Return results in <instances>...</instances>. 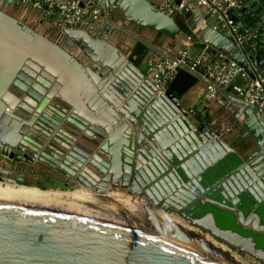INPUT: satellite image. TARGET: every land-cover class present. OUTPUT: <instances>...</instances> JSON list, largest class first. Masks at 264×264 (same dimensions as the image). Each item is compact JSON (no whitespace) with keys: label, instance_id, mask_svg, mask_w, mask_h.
<instances>
[{"label":"water","instance_id":"water-1","mask_svg":"<svg viewBox=\"0 0 264 264\" xmlns=\"http://www.w3.org/2000/svg\"><path fill=\"white\" fill-rule=\"evenodd\" d=\"M76 1L100 9L103 23L48 34L0 8V156L30 167L44 165L60 173L66 185L78 183L100 194L119 184L155 204L164 201L165 210L197 197L264 236L256 212L264 204L259 108L141 32L149 28L177 40L184 32L177 19L181 15L197 37L196 48L207 46L213 55L237 63L252 80L264 79V0H239L241 7L230 11L237 29L231 35L211 26L191 2L169 15L150 0ZM249 33L255 36L238 39ZM122 34L126 42L143 43L176 62L177 70L216 89L234 107L235 122L245 115L243 125L257 146H243L240 155L227 143V129L185 108L171 91H159L113 39ZM221 162H228L232 173L216 190V200L204 195L202 180ZM0 179L32 185L24 173L1 165ZM240 201L252 204L248 215ZM193 223L264 263V250L252 238L221 228L213 214ZM153 224L164 230L156 217ZM171 233L196 258L151 241L119 199L0 189V264H228L195 248L193 243L211 251L204 239H194L179 225L173 224Z\"/></svg>","mask_w":264,"mask_h":264},{"label":"built area","instance_id":"built-area-1","mask_svg":"<svg viewBox=\"0 0 264 264\" xmlns=\"http://www.w3.org/2000/svg\"><path fill=\"white\" fill-rule=\"evenodd\" d=\"M15 3L20 9L32 11L40 18V29H80L97 28L104 19L100 9L96 7H80L76 0H7ZM179 1V4L177 3ZM193 3L203 10L207 20L215 29L226 34L237 32L230 11L241 7L239 0H161L158 7L169 15H174L187 4ZM254 33L240 35L238 39L251 38ZM194 37L188 35L179 42L175 55L181 54L182 61L196 69L201 66L204 74L244 101L256 105L264 119V79L252 80L248 74L233 61L226 62L221 55H213L209 48L194 49ZM148 76L159 91L166 92L171 81L176 77L178 64L170 59L156 56L148 60ZM218 92L208 85L207 99Z\"/></svg>","mask_w":264,"mask_h":264},{"label":"rangeland","instance_id":"rangeland-1","mask_svg":"<svg viewBox=\"0 0 264 264\" xmlns=\"http://www.w3.org/2000/svg\"><path fill=\"white\" fill-rule=\"evenodd\" d=\"M0 8L4 9L3 6L0 5ZM6 10V9H5ZM7 11V10H6ZM9 12V11H8ZM14 16L24 20L21 16L17 15L15 12H9ZM40 29V27H37ZM45 33L50 34L53 29H40ZM148 31V30H146ZM128 36L124 35L122 38L126 39ZM0 165L6 169H10L12 171H20L24 173V175L32 181V185H26L22 183H16L17 185L24 187H35L42 191H52L57 193L68 194L70 196L79 195V194H89L92 196L106 197V198H114L119 199L125 203V205L137 216L140 218L141 212L146 213L148 217L150 214L147 209H143L141 207L140 202H146L145 207H149L154 215L161 216V223L164 225V230L172 232L173 224L179 225L182 229H184L187 233L190 234L194 239L200 240L204 239L210 250L221 257L222 261L228 264H264L253 255L243 251L240 247H233L226 241L216 237L209 229L202 228L201 226L192 223L188 219H184L175 212L166 211L159 207H153L149 205V200L143 197L140 194H133L129 190L124 189L119 184H113L109 188H107L106 193L99 194L94 191L91 187H86L81 184L74 185H66L65 178L60 175L57 171L50 169L44 165H37V167H30L26 164H16L10 161L7 157L0 156ZM1 180V179H0ZM8 183V182H7ZM106 194V195H105ZM144 210V211H142ZM146 211V212H145ZM138 212V213H137ZM146 222V221H144ZM166 224V225H165ZM153 226H155L153 224Z\"/></svg>","mask_w":264,"mask_h":264},{"label":"crops","instance_id":"crops-1","mask_svg":"<svg viewBox=\"0 0 264 264\" xmlns=\"http://www.w3.org/2000/svg\"><path fill=\"white\" fill-rule=\"evenodd\" d=\"M150 1L158 5L161 0ZM0 5L3 6V8L7 11H13L23 19H28V21H30L33 25H40L42 23L40 18L34 15L32 11H27L24 9L22 10L15 3H11L7 0H0ZM182 20L186 24V21L183 17ZM141 32L142 35L146 36L148 39L152 40L155 43L161 44L163 47L169 50L176 49L179 42L185 39L188 35H192L194 39L197 38L195 34L189 29L188 32L184 30V32L177 40L171 39L161 33V35H159V32L149 28H143ZM122 36L123 34L113 39L117 41V43H119L122 51H124L131 60L135 61L137 58V54H134L136 42L132 43V40H130V38V41L126 42V40H124ZM156 56L157 55L154 52L149 50L147 51L145 58L138 65H135L140 70L148 74V60ZM207 94L208 85L198 80L196 84H194L186 93H184L179 98L181 99V102L185 108L200 111L201 113L208 116L212 125H221L223 130L227 129L225 131V139L227 143L232 147V149L237 151L240 155L243 154V146L251 144V146L255 148L257 146V143H255L254 141L255 137L252 135L251 130L243 125V122L247 120L245 115H241L237 122H235L232 113L234 111V107L231 105V102H228L225 97L219 93H217L216 96L211 99H207Z\"/></svg>","mask_w":264,"mask_h":264},{"label":"flooded vegetation","instance_id":"flooded-vegetation-1","mask_svg":"<svg viewBox=\"0 0 264 264\" xmlns=\"http://www.w3.org/2000/svg\"><path fill=\"white\" fill-rule=\"evenodd\" d=\"M226 163L228 162H221V163H218V165H216V167H214L211 171L208 170L207 171V174H204L203 176V180H202V185L204 187V195L205 196H208L210 198H213V199H216V200H219V197L218 195L216 194V190L217 189H221V183L227 178L229 177V175L232 173ZM66 180V179H65ZM196 191L199 192V190L194 187L193 185H191ZM124 189H127L129 190V188H124ZM143 194H145V192H143ZM148 199V198H147ZM149 200V205L150 206H153V207H159L161 209H164L160 204L161 203H164V201H159L158 200V204L154 203L153 200ZM169 206L171 207L172 210H166V211H171V212H175L176 214H178L179 216H181L182 218L184 219H188L189 221H191L192 223L195 221V220H200V219H203L204 217H206L209 213L213 214L215 219L219 216V217H222V212L225 211L221 208H217L215 207L214 205L208 203V202H205L204 200L202 199H199V198H194L191 200L190 203H187L185 206H180V205H170ZM239 206L242 208V210L245 212L246 215H248L250 213V208H252V204L248 203L247 201H240L239 203ZM148 208V207H147ZM146 208V209H147ZM249 208V209H248ZM259 209V208H258ZM258 209L256 210V212L259 214L258 212ZM165 210V209H164ZM218 213V216L216 214V212ZM222 211V212H221ZM261 216V215H260ZM150 218V217H149ZM151 219V218H150ZM262 220V219H261ZM217 221V219H216ZM218 223V222H217ZM151 226H152V229H155L156 230V227L153 226V219H151ZM241 227V226H240ZM222 228V227H221ZM242 228V227H241ZM243 230H248V229H244L242 228ZM232 230V229H231ZM163 233L165 234V236L168 238V239H171V240H177L179 237L177 235H175L174 233L171 234V232H167L166 230H162ZM234 231H237L239 232L240 234L244 235L245 237H248V238H252L256 244V247L258 249H263L264 250V245H260L261 244V241L257 240L256 237H255V234H244V233H241L240 231L238 230H234ZM250 231V230H249ZM167 234H166V233ZM251 233H255V232H252ZM171 237V238H170ZM260 245V246H259ZM197 247L198 249L205 253V254H208L207 252H205V250L199 245L197 244ZM212 255H214V257H216L218 260H221L222 258L219 257L217 254H215L214 252H211ZM209 255V254H208ZM211 255V256H212ZM224 261V260H223ZM262 262V261H261ZM263 263V262H262Z\"/></svg>","mask_w":264,"mask_h":264},{"label":"trees","instance_id":"trees-1","mask_svg":"<svg viewBox=\"0 0 264 264\" xmlns=\"http://www.w3.org/2000/svg\"><path fill=\"white\" fill-rule=\"evenodd\" d=\"M177 19L182 28L188 32V28L183 22L182 16L178 15ZM158 34L161 35L160 33ZM194 49L198 48L194 47ZM147 51H149V48L146 45L141 42H136L134 54H137V58L133 62L138 65L145 58ZM198 80V78H196L186 70L180 69L178 70L176 77L169 84L168 90L171 91L174 95L180 97L184 93H186L194 84H196ZM258 212L261 215L262 223L264 224V204L259 207ZM216 214L218 216L217 212ZM222 216L223 218L219 216L216 218L220 227H222L223 229L238 230L244 234H255L256 239L261 241L260 245H264V236L259 233H251V231L249 230H243L239 225L236 224L235 216L232 213L223 211Z\"/></svg>","mask_w":264,"mask_h":264},{"label":"bare ground","instance_id":"bare-ground-1","mask_svg":"<svg viewBox=\"0 0 264 264\" xmlns=\"http://www.w3.org/2000/svg\"><path fill=\"white\" fill-rule=\"evenodd\" d=\"M0 189L2 190H12V191H22V192H32V193H39V194H55V195H62V196H70L68 194H63V193H57V192H52V191H42L40 189H37L35 187H24V186H20V185H17L15 183H7V181H5L4 179L0 180ZM100 194V193H99ZM104 194V193H103ZM107 194V193H106ZM105 194V195H106ZM84 195H88V196H92V195H89V194H77V195H74V196H84ZM125 204V203H124ZM141 204V207H143V209H146L147 207H145V204L146 202H140ZM144 211V210H142ZM146 212V211H145ZM138 213V212H137ZM137 217V216H136ZM157 219H161V216L157 215L155 216ZM154 217V218H155ZM140 218L139 221L142 223V225L144 226L145 230L147 231L149 237L151 238V241L153 242H156L158 244H161L163 246H166L170 249H173L175 251H178L184 255H187L189 257H192V258H196L194 255H192L188 250H186L185 248L181 247L180 245H178L175 240H171V239H168L165 234L163 233L162 229H152V226H151V219H154V218H149L147 216L146 213H143L141 212L140 214ZM146 221V222H144ZM163 221V220H162ZM161 222V221H160ZM166 225V224H165ZM168 232V231H167ZM166 233V232H165ZM169 233V232H168ZM167 234V233H166ZM170 234V233H169ZM172 234V233H171ZM171 238V237H170ZM177 240L181 241L180 238H178ZM190 244V243H189ZM195 248L198 249L197 247V244L196 243H193L192 244ZM199 250V249H198ZM205 250V249H204ZM200 251V250H199ZM209 255H212V251H206ZM214 256V255H212ZM199 259V258H198ZM201 261L202 263L204 264H209L208 262H205V261H202V260H199Z\"/></svg>","mask_w":264,"mask_h":264}]
</instances>
